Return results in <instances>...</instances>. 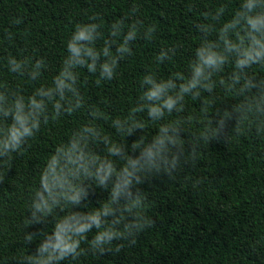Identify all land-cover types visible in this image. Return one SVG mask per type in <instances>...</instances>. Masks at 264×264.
<instances>
[{"label":"trees","instance_id":"1","mask_svg":"<svg viewBox=\"0 0 264 264\" xmlns=\"http://www.w3.org/2000/svg\"><path fill=\"white\" fill-rule=\"evenodd\" d=\"M0 264H264V0H0Z\"/></svg>","mask_w":264,"mask_h":264},{"label":"clouds","instance_id":"2","mask_svg":"<svg viewBox=\"0 0 264 264\" xmlns=\"http://www.w3.org/2000/svg\"><path fill=\"white\" fill-rule=\"evenodd\" d=\"M133 11H135V7H134ZM249 22L253 23L252 21H249ZM253 27L254 28L256 27L255 23H253ZM148 30L150 32H153L154 28L150 27ZM87 31L88 30H86V29H81L80 25H77V33H76L75 39H74V41H69L68 42L67 50H70L73 54L78 56L80 54V52L82 51V49L78 48L76 46L75 41H79V40H82V39H87L88 38L87 37ZM137 31H138L137 25L135 23L132 24L130 26V30H129V33H128L127 37H126V40L127 39H132L136 35ZM129 54H131V52ZM160 59L162 60L163 56H161ZM250 59H251V57H250ZM112 63L115 64V60L114 59H113ZM241 63H246V62L242 61ZM220 64H223V59H221V58H219L217 56L211 55V56H207L206 58H203V65L200 66V67H197L195 69V78L190 82V84L187 87L184 88V91H188L190 88L197 87V85L199 83V77H201L203 75V67L204 66H207V67L211 68V67H218ZM37 66H39V62L37 64ZM10 70L13 71L12 69H10ZM104 72L107 74V79L108 80H111L113 78L114 72L112 71V68L109 67L108 65H105ZM148 79L150 80V78H148ZM100 80L101 79H98L97 83H99ZM62 86L63 87H71V85H62ZM205 87L208 90H211V85H206ZM157 91H159V89ZM148 98L149 99L157 98V92L150 93ZM30 99H31V102H32V105H33L34 108H36V109L41 108V104L37 103L34 98L30 97ZM52 106H53V109H54L56 115L58 116L59 115V109H60V102L57 101ZM164 107H166L168 109V111L171 112L173 107H174V102L171 99H169L164 104ZM157 111H158L157 109L152 108V109L149 110V115L150 116H154ZM160 114L163 115L162 112ZM17 120L19 121L20 127L18 129L17 128H13L12 129L10 141H9L8 144L5 145L6 147H8V146L15 147V146L19 145L21 137H24V136L32 137L35 134V132L39 131V129H40V122L39 121H33L31 124H29V121H28L27 118H22L20 116H17ZM33 129H35V132L33 131ZM56 247L63 249L62 254H63V252H68V251H74L75 250L72 247H65L63 245V241L58 243L56 245Z\"/></svg>","mask_w":264,"mask_h":264}]
</instances>
